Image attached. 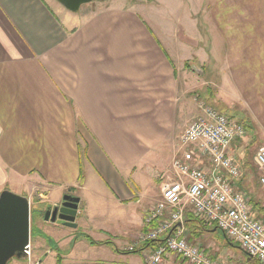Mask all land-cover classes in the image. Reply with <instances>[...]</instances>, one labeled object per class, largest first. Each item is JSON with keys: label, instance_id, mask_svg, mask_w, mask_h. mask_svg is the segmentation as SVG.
<instances>
[{"label": "crops", "instance_id": "crops-1", "mask_svg": "<svg viewBox=\"0 0 264 264\" xmlns=\"http://www.w3.org/2000/svg\"><path fill=\"white\" fill-rule=\"evenodd\" d=\"M198 1L109 0L70 13L56 0H0V193L38 189L46 209L71 196L77 229L83 218L110 224L71 252L72 264H143L149 248L127 254L112 239L129 244L147 230L155 190L140 182L156 186L161 157L171 167L174 141L200 115L191 96L244 128L231 146L242 177L246 146L264 147V0H209V25ZM260 202L251 217L264 223ZM203 226L185 215V238L209 259L259 264ZM160 264L186 263L168 255Z\"/></svg>", "mask_w": 264, "mask_h": 264}, {"label": "built area", "instance_id": "built-area-1", "mask_svg": "<svg viewBox=\"0 0 264 264\" xmlns=\"http://www.w3.org/2000/svg\"><path fill=\"white\" fill-rule=\"evenodd\" d=\"M199 110L200 115L179 137L180 147L187 150L172 160L176 180L163 187L161 201L145 218L147 230L141 234V241H158V246L143 251V262L160 264L174 255L186 264H224L209 259L198 245L189 244L182 225L190 213L202 225L215 226L248 258L264 264V224L251 217L246 196L239 188L242 170L231 153L233 142L242 139L245 130L215 109ZM253 160L264 170V147ZM259 183L264 188V175Z\"/></svg>", "mask_w": 264, "mask_h": 264}, {"label": "rangeland", "instance_id": "rangeland-1", "mask_svg": "<svg viewBox=\"0 0 264 264\" xmlns=\"http://www.w3.org/2000/svg\"><path fill=\"white\" fill-rule=\"evenodd\" d=\"M46 1L49 2L51 0H46ZM107 1L104 3L102 1H99V2L93 1V3H91L90 5L84 6L85 8L82 7L81 11L83 9H92V8H94V10L95 9L98 10L99 8L101 9V8H103V6L105 4L109 3V0H107ZM198 3H199V6H198V8H196L197 13H199L197 15L198 21H199V23H202V24L205 23V24L209 25V0H199ZM56 5L62 11H64L63 8L59 4H56ZM209 82H211V83L217 82V84H216L217 88L215 87V84H214V87L212 85H209V88L211 90L216 91L215 99L217 101L221 102V96H220L221 95V88L219 86V81H215V80L210 81L209 80ZM191 98L193 100L196 99L197 104H198L197 108L198 107H205V108H212L213 109V106L211 105L212 101H209V103H207L206 99H204L203 97H202L203 99L197 98L194 96H191ZM197 115H198V112H197ZM197 115L192 119L190 118L191 121H193L197 117ZM251 142H252V140H250L248 142V144H250ZM251 146H253V144L246 146L245 149H247V151H246L245 157L243 156V159L246 161L245 162V168L247 171V176L245 177V183L247 185H250L252 183L258 185L259 178L264 174V170L258 169L254 165V161H253L255 154L257 153V151L260 148L259 147L252 148ZM186 150H187L186 148L180 147V142H179V139L177 137V139L174 141L173 149H172V154H173L174 158L171 160H174L175 158L181 157L182 154L186 152ZM167 162H168V158H166L164 156V157L159 158L157 163H156L157 169L160 166L162 167V168H159L157 171L158 175H157V178L155 180L156 186H154L153 183H150V181H149L150 177H146L144 181L140 182L143 189L144 188L146 190L150 189V193L152 192V190H155V193L153 195V198H154L153 204H151L149 206V209L153 208L156 205L155 204L156 201L157 202L161 201L163 187L167 184L169 185V184L173 183L176 180V174L172 170L171 167L167 166ZM171 163H172V161H171ZM150 185H151V187H150ZM258 189H260L259 186H258ZM261 190L262 189H260L257 192L247 190L246 193H247V195H249L251 197V200H250V197L246 196V193L244 192V194L246 196L245 199L248 202V207H249L250 211L254 212V211L261 210V208H260L261 202L260 201L264 202V190H262V191ZM38 193H39L38 189H35L33 191L32 195H29L27 197L29 199V202H30V245H29V251L27 252V255L24 256L23 258H21L20 260L13 259L9 262V264H58V263L59 264H72V263H76L78 261H74V260H76V258H73L71 252L72 253H77L78 251L81 252V249H82L81 246H83V244L86 245V243H88L89 245H93L95 243L94 240H99L101 237H103L100 234L99 229L110 232V230L108 229L111 226L110 224L104 225L103 223H101L98 220L92 221V219H87V218H83V220L81 222H79L78 229L77 228H69L67 226H64L62 221L59 220L58 218H56L54 222H52L51 220L45 221L43 215H44V211L46 209V205L42 201H39L36 199V198H38V195H37ZM256 201L260 202V203L256 204ZM88 202L91 203L90 205L94 206L95 197L93 200L89 199ZM63 204H64V201L62 200L60 206L62 207ZM263 205H264V203H263ZM55 208H57V207H55ZM59 208H57V209H59ZM40 213H42V214L40 215ZM74 224H75V221H74ZM82 233H86L87 235L82 234ZM189 235H190L189 231H188V233L186 231L185 236L187 239H189ZM220 235H221L220 232H217L216 241L218 243L225 245V247H227V248L229 247L231 249V251H233L236 254L239 253V251L236 248H232L231 246H229V244H227L225 242V240L223 238H221L222 235L221 236ZM112 240H114L113 242L116 243V245H117L116 247H118L117 249L119 250V252H122L123 249L127 250L129 247H132L134 249V251L135 250L137 251L144 244L141 241V235H139L136 240H134L133 242H130L129 244H126V241H117L116 242V240L114 238ZM227 241L230 243L229 240H227ZM121 245H124V247H122ZM233 246H235V245H233ZM149 250L151 251L152 249L149 248ZM88 252L92 253V251H88ZM93 253H95V252H93ZM240 254L243 255L244 253L242 252ZM137 258H140L139 255L137 256ZM71 259H74V260H71ZM143 264H144V262H143Z\"/></svg>", "mask_w": 264, "mask_h": 264}, {"label": "water", "instance_id": "water-1", "mask_svg": "<svg viewBox=\"0 0 264 264\" xmlns=\"http://www.w3.org/2000/svg\"><path fill=\"white\" fill-rule=\"evenodd\" d=\"M70 13H77L81 7L94 0H56ZM60 209L48 208L45 221L54 222L56 218L64 226L76 228L74 224L79 200L71 196L63 197ZM58 213V214H57ZM179 226V225H178ZM30 245V202L29 199L4 190L0 193V264H9L13 259L20 260L27 255Z\"/></svg>", "mask_w": 264, "mask_h": 264}, {"label": "trees", "instance_id": "trees-1", "mask_svg": "<svg viewBox=\"0 0 264 264\" xmlns=\"http://www.w3.org/2000/svg\"><path fill=\"white\" fill-rule=\"evenodd\" d=\"M94 1H100V0H94ZM217 111V110H216ZM218 113H220V114H222L220 111H217ZM222 115H224V114H222ZM225 117H226V115H224ZM245 177H242L241 178V180H240V182L241 181H243V180H245L244 179ZM240 182H239V184H240ZM259 182V181H258ZM245 191H247V190H245ZM245 191H243V192H245ZM246 193V192H245ZM246 196H248V197H250L249 195H247V193H246ZM250 200H251V197H250ZM255 220H258V221H261L260 219H255ZM195 221H197L196 219H195ZM198 222V221H197ZM262 222V221H261ZM198 223H200V222H198ZM263 223V222H262ZM201 224V223H200ZM264 224V223H263ZM203 226V225H202ZM161 242V241H160ZM156 246H158V241H156V242H148V243H144L143 244V246H142V248H140V249H138L137 251H132V252H127V254H132V253H134V252H138V253H142L146 248H151V249H154ZM59 264V263H58Z\"/></svg>", "mask_w": 264, "mask_h": 264}, {"label": "flooded vegetation", "instance_id": "flooded-vegetation-1", "mask_svg": "<svg viewBox=\"0 0 264 264\" xmlns=\"http://www.w3.org/2000/svg\"><path fill=\"white\" fill-rule=\"evenodd\" d=\"M53 209H54V208L51 209V212H52ZM59 209H60V208H59ZM46 210H47V209H45V211H46ZM45 211H44V213H45ZM57 214H58V213H57ZM62 223H63V222H62ZM75 225H76V224H75Z\"/></svg>", "mask_w": 264, "mask_h": 264}]
</instances>
